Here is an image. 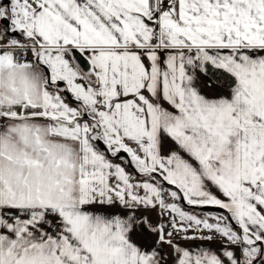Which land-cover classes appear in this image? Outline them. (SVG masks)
Wrapping results in <instances>:
<instances>
[{"label":"snow or ice","instance_id":"obj_1","mask_svg":"<svg viewBox=\"0 0 264 264\" xmlns=\"http://www.w3.org/2000/svg\"><path fill=\"white\" fill-rule=\"evenodd\" d=\"M0 264H264V0H0Z\"/></svg>","mask_w":264,"mask_h":264}]
</instances>
